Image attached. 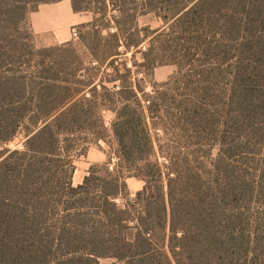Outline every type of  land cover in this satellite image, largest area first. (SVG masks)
Here are the masks:
<instances>
[{"label":"trees","instance_id":"obj_1","mask_svg":"<svg viewBox=\"0 0 264 264\" xmlns=\"http://www.w3.org/2000/svg\"><path fill=\"white\" fill-rule=\"evenodd\" d=\"M60 1L0 0V264H264V0H69L93 15L91 69L112 90L64 44L25 38ZM150 14L160 28L139 27ZM164 65L176 74L153 84ZM106 104L118 164L74 186L75 144L103 135Z\"/></svg>","mask_w":264,"mask_h":264},{"label":"rangeland","instance_id":"obj_2","mask_svg":"<svg viewBox=\"0 0 264 264\" xmlns=\"http://www.w3.org/2000/svg\"><path fill=\"white\" fill-rule=\"evenodd\" d=\"M82 14H88L91 16L93 20V15L91 12H83ZM114 13H109V17H107V20L112 21V16ZM92 20L90 23H92ZM90 23H85L79 26H75V28L79 33V39L78 40H70L66 44H62L65 48V51L68 53L69 56H72L69 60L71 64H78V62L82 64L85 68H94L92 67V62H96L98 65L99 62L94 57L90 56L89 49L93 48L95 45V37L94 33L92 32V29L89 27ZM140 28L143 27H150L151 29H157L162 26V23L159 19H157L154 15H147V16H141L138 17L137 21ZM72 28V29H73ZM97 28L101 33V36L103 38H106L108 34L114 33L115 30L113 28V25H105V22L102 20L98 21ZM71 29V31H72ZM28 34L32 35V45L36 50L38 49H44V48H58L63 47L62 45H54L51 41L50 37L47 35H34L29 30L28 23L25 24V38L28 37ZM123 50L120 49L119 52H122ZM75 58V62H74ZM124 62H127V65L130 67V55L123 56L121 58ZM137 62H141V58L137 56ZM72 65V66H74ZM97 68V67H95ZM93 70V69H91ZM134 73L136 72L135 68H132ZM177 72V68L175 66L171 65H164V66H157L153 70L152 75V83L153 84H164L167 81H169ZM110 77H106L101 79V74L97 71H91V73L82 72L83 78L85 77H92L95 84H100L99 82H103L104 86H106L108 89L112 90L114 84L108 83L107 81L111 80L113 77V74L110 73ZM144 79V78H143ZM106 80V81H105ZM152 83H150L147 79L145 83H140V87L146 90V92H152L153 86ZM123 84H125L123 82ZM126 85V84H125ZM116 86H120V83L117 82ZM108 105L106 108L102 109V119L104 126L106 130L103 132L102 136H92L91 132H88L86 134L88 135H82L78 138V141L75 144V148L73 150L72 156L74 160V166H75V172L76 173V179L80 176H83V178L87 175L88 170L96 165H107L109 163V166H112V164H118V155H117V147L116 142L112 135V124L115 121V108L116 104H106ZM98 138V139H97ZM25 139L23 135H18L17 138L7 144L6 146H3L4 148L8 149H22V144L24 143ZM85 152L84 156H80V154ZM216 154V151H212V155L214 156ZM160 157V156H158ZM96 158L101 159V163H93ZM160 163H162L161 157L158 159ZM116 169V167H115ZM73 182V180H72ZM76 182V181H75ZM128 192L130 194V199H133L135 197V194L142 188L143 183L135 178H129L126 180ZM74 186H77L76 183L73 182ZM99 264H124L119 263L116 260L113 259H101L99 261Z\"/></svg>","mask_w":264,"mask_h":264},{"label":"crops","instance_id":"obj_3","mask_svg":"<svg viewBox=\"0 0 264 264\" xmlns=\"http://www.w3.org/2000/svg\"><path fill=\"white\" fill-rule=\"evenodd\" d=\"M91 20L92 18L88 14H75L71 2L63 0L57 3L40 5L37 11L30 14L29 26L34 35H47L54 45H62L71 40V29L73 27L90 23ZM93 163H101V159L96 158ZM83 179V176L76 179V173H74V183L79 185Z\"/></svg>","mask_w":264,"mask_h":264},{"label":"built area","instance_id":"obj_4","mask_svg":"<svg viewBox=\"0 0 264 264\" xmlns=\"http://www.w3.org/2000/svg\"><path fill=\"white\" fill-rule=\"evenodd\" d=\"M71 39L72 40H78L79 39V33L75 28H73L71 31Z\"/></svg>","mask_w":264,"mask_h":264}]
</instances>
